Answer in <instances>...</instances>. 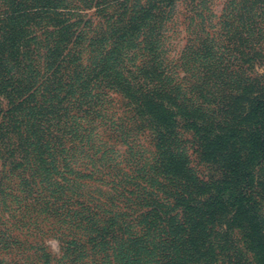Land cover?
Here are the masks:
<instances>
[{
    "label": "trees",
    "instance_id": "16d2710c",
    "mask_svg": "<svg viewBox=\"0 0 264 264\" xmlns=\"http://www.w3.org/2000/svg\"><path fill=\"white\" fill-rule=\"evenodd\" d=\"M178 2L0 0V179L26 188L20 224L34 208L70 229L73 264H264V0L219 17ZM6 240L0 264L28 244Z\"/></svg>",
    "mask_w": 264,
    "mask_h": 264
},
{
    "label": "rangeland",
    "instance_id": "374dc122",
    "mask_svg": "<svg viewBox=\"0 0 264 264\" xmlns=\"http://www.w3.org/2000/svg\"><path fill=\"white\" fill-rule=\"evenodd\" d=\"M240 1L242 0H196L194 3L191 4L190 3L191 0H179V2L176 3L173 9L170 10L167 9L166 12L170 11L178 15V17L182 15H186L188 13L213 15L219 17L222 14L228 13L230 11L233 13L239 12L238 7L234 8L233 5L229 7V4L234 3L238 5ZM181 28L183 27L180 26V31L182 30ZM175 36L176 37H174L168 42L169 44L168 49L171 56L173 55L175 56L177 53H179L183 45V38H182L183 33L180 32L179 35H175ZM258 72L261 73V69H259ZM117 102L119 101L117 100ZM122 106H123L122 104L114 102L107 107H109L112 110L114 108V110L122 111L123 109ZM66 110L68 112L69 109ZM64 112L66 111H61V113ZM7 125H8L7 129H11L10 123L7 122ZM105 130L106 128L104 126L99 129V133L101 134L103 140H107V138L110 136L107 132H105ZM178 134L180 135L181 141L183 142L184 153L185 156H187L189 165L192 168V170L199 176V178L202 180H208L213 175H215L214 168L202 162L198 157L197 143L193 138L192 133L190 132L188 127L185 126V124L183 123L179 124ZM142 141L144 147L149 148L148 139L144 138V140ZM1 143H3L4 149H9L11 145V142L8 138H2ZM3 173L4 171L0 173V178ZM16 181L17 180H14L13 184L16 183ZM9 183L10 181L9 179H7V177L4 178L3 180L0 179V237H6L7 239H9V241L8 240L5 241L7 243L8 242L10 243V241H13L16 238L18 239V241L27 240L28 244L21 247L17 246L18 248L14 249L10 253L4 252L3 253L4 261L7 264H10V261L11 263H17L19 262V259L21 260L23 258L22 257L23 253H25L26 257L30 256V261L32 259L31 262L32 264H43V262L45 261V258H43V253H44L48 255L47 256L49 261L48 264H73L72 260L74 257H72V254H67L66 256L63 255L62 257V251H60L62 250L61 247L63 245V242L67 241L68 239H71V237L68 238L67 233H64V231L68 232L70 229L65 227V225H62L61 222H58L59 219L56 215H53L52 217H48L42 213L39 214L37 213L36 215V211L34 210V208L24 209V210H31L32 214L27 213L26 211L21 212L20 216L25 217L23 221L25 224L24 225L20 224V222L14 219L15 217L13 216L14 215L16 216L15 211L20 205V203L24 202L23 199H25L26 197V193H25L26 188L23 189L17 184L18 185L17 192H15L14 195L11 192V189H8L6 187L9 186ZM111 210L122 212L124 211V207L123 205L120 204L118 208H112ZM33 214L36 216L37 223L35 225H29V223L32 222L29 215H33ZM70 233L72 235V239L77 240L81 238V236L77 234V232L72 233L71 231ZM60 240H61V244H60ZM30 245L39 246L40 249L42 248V252L39 251L36 252L34 251V249L29 250L28 248ZM22 248L23 250H21ZM100 256L101 255H98L97 257L100 258ZM127 256H131V254H127ZM166 260L167 259L165 260L162 259V264H165ZM82 261L83 260H81V262ZM89 263H91V261H84L81 264H89ZM102 263L103 262L101 261L98 262V264H102ZM108 264H114L113 260L111 259V261Z\"/></svg>",
    "mask_w": 264,
    "mask_h": 264
}]
</instances>
